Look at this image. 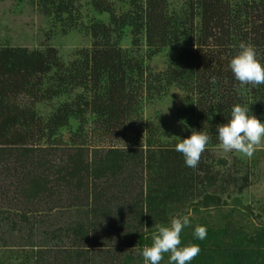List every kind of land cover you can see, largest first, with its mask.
Listing matches in <instances>:
<instances>
[{"label":"trees","instance_id":"1","mask_svg":"<svg viewBox=\"0 0 264 264\" xmlns=\"http://www.w3.org/2000/svg\"><path fill=\"white\" fill-rule=\"evenodd\" d=\"M37 3L53 26L84 32L91 44L67 63L49 42L32 50L0 47V181L8 182L0 185V202L34 206L31 213L46 212L63 227L43 232L49 245L30 237L40 250L27 264L129 261L123 252L136 246L138 231L169 223L210 191L249 186L248 172L217 165L211 149L233 105L264 121V85L241 87L228 67L241 42L254 46L264 64V0H183L174 9L168 0H89L109 17L87 25L79 0ZM169 49L177 54L154 72L148 60ZM171 86L186 93L185 132L168 140L161 126L142 125L141 117L145 97ZM53 101L44 116L40 105ZM192 131L211 137L197 169L175 151ZM8 210L0 209L1 233L3 222L16 225ZM259 240L264 244L263 235ZM245 244L230 264H255ZM17 258L0 264H25Z\"/></svg>","mask_w":264,"mask_h":264},{"label":"rangeland","instance_id":"2","mask_svg":"<svg viewBox=\"0 0 264 264\" xmlns=\"http://www.w3.org/2000/svg\"><path fill=\"white\" fill-rule=\"evenodd\" d=\"M38 0H0V47L21 46L32 50L39 48L44 42H49L64 62L71 61L80 48L89 47L91 38L84 32L77 30L64 31L63 26H53L50 20L40 10ZM89 0H79V16L84 25L90 24L95 19L107 22L108 14L98 15L88 3ZM170 9L180 6L183 0H168ZM143 47L140 52H144ZM177 51L174 49L166 50L148 60V64L154 72H161L166 69L169 56H174ZM186 93L177 86H171L164 90L160 95L144 99L142 109V125H158L165 135V138L172 140L181 136L185 132L183 124L184 113L181 110L185 107ZM56 102H47L40 105V111L43 115L48 114ZM168 109V110H167ZM91 128V127H90ZM69 135L65 133L67 140ZM96 142V141H95ZM96 144L103 146L107 142ZM213 156L217 158V165L230 166L236 164L241 173L250 174L249 186L242 192L229 189L226 192H209L207 198L199 197L189 203L188 207L180 213L179 216L189 215L191 227L186 228L182 235V245L198 244L201 252L192 264H230L237 250L245 246L252 249L257 257L253 263L258 264L264 260V244L260 243L259 237L264 232L260 231L264 227V146H260L255 151L254 156L249 159L239 153H225L218 146L211 149ZM8 182L0 181V185ZM34 206H15L8 202H0L1 210L11 212V220L16 222L14 228L11 224L1 225L0 237V258L18 257L16 263L34 254V251L40 248L31 246L30 237H33L36 245H49L48 237L43 234L56 232L57 227L63 230L62 224L55 221V216H46V212L33 214L30 212ZM16 214V215H15ZM6 215V214H5ZM24 215L28 220L35 221V224H27L23 219ZM176 217V216H174ZM173 218V217H172ZM48 219V220H47ZM53 222L51 227L44 226L42 222ZM196 225L207 227V237L204 240H197L193 236V230ZM158 226V225H157ZM30 228H35L33 234H28ZM8 229V230H7ZM12 231V232H11ZM157 227L152 229H143L134 235L136 246L133 245L125 254L130 253V260L122 256L115 261L116 264H144L142 256L137 254L138 249L145 245H150L152 236L156 233ZM64 232V231H63ZM260 232V235H259ZM47 237V238H46ZM37 241V242H36ZM71 242V241H70ZM69 241L64 239V244ZM71 246V244H70ZM246 248V250H247ZM43 249V248H41ZM46 250V249H45ZM26 256V257H25ZM22 260V261H23ZM29 260V259H28ZM1 261V260H0ZM28 264H33L29 262ZM90 264H98L92 261ZM161 264H168V254H165Z\"/></svg>","mask_w":264,"mask_h":264},{"label":"clouds","instance_id":"3","mask_svg":"<svg viewBox=\"0 0 264 264\" xmlns=\"http://www.w3.org/2000/svg\"><path fill=\"white\" fill-rule=\"evenodd\" d=\"M257 56L254 46L241 42L239 51L230 59L229 70L241 87L264 85V64ZM250 113L248 106L235 104L227 122L217 126L216 136L223 152H236L251 159L257 148L264 146V121ZM210 140L207 132L192 131L190 136L179 139L175 151L182 154L186 167L197 169ZM188 227H191L189 215L173 217L169 223L157 226L151 244L138 249L137 254L144 264H161L165 254L168 264H192L201 249L198 244L182 245L181 235ZM193 236L197 240L206 239L207 227L196 225Z\"/></svg>","mask_w":264,"mask_h":264}]
</instances>
